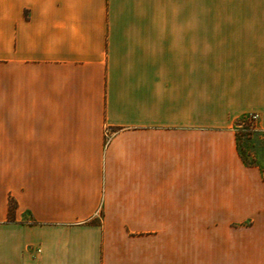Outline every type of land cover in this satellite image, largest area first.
<instances>
[{"label":"crops","instance_id":"obj_1","mask_svg":"<svg viewBox=\"0 0 264 264\" xmlns=\"http://www.w3.org/2000/svg\"><path fill=\"white\" fill-rule=\"evenodd\" d=\"M204 2L0 0V264H264V8Z\"/></svg>","mask_w":264,"mask_h":264},{"label":"rangeland","instance_id":"obj_2","mask_svg":"<svg viewBox=\"0 0 264 264\" xmlns=\"http://www.w3.org/2000/svg\"><path fill=\"white\" fill-rule=\"evenodd\" d=\"M204 4L206 7L264 8V0H205ZM248 116L239 118L235 122L234 128L237 134L239 153L245 164L258 165L264 168V134L254 131L255 122L253 124L248 123Z\"/></svg>","mask_w":264,"mask_h":264},{"label":"built area","instance_id":"obj_3","mask_svg":"<svg viewBox=\"0 0 264 264\" xmlns=\"http://www.w3.org/2000/svg\"><path fill=\"white\" fill-rule=\"evenodd\" d=\"M257 117V114H250L247 118L248 123L253 124L257 120Z\"/></svg>","mask_w":264,"mask_h":264},{"label":"trees","instance_id":"obj_4","mask_svg":"<svg viewBox=\"0 0 264 264\" xmlns=\"http://www.w3.org/2000/svg\"><path fill=\"white\" fill-rule=\"evenodd\" d=\"M249 165V164H246ZM15 208V203L13 201L9 202V216L11 217L13 215V211Z\"/></svg>","mask_w":264,"mask_h":264}]
</instances>
